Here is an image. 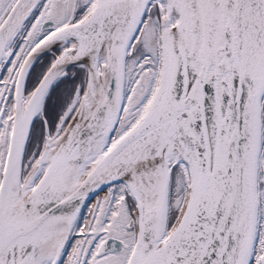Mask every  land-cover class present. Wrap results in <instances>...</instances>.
<instances>
[{"label":"snow or ice","instance_id":"obj_1","mask_svg":"<svg viewBox=\"0 0 264 264\" xmlns=\"http://www.w3.org/2000/svg\"><path fill=\"white\" fill-rule=\"evenodd\" d=\"M0 264H264V0H0Z\"/></svg>","mask_w":264,"mask_h":264}]
</instances>
